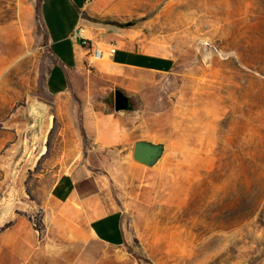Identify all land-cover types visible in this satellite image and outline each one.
Masks as SVG:
<instances>
[{"label":"rangeland","instance_id":"374dc122","mask_svg":"<svg viewBox=\"0 0 264 264\" xmlns=\"http://www.w3.org/2000/svg\"><path fill=\"white\" fill-rule=\"evenodd\" d=\"M150 2L140 19H92L162 39L175 62L143 101L120 89L133 126L142 123L137 135L165 153L151 174L118 185L143 194L130 202L125 243L109 247L108 264H264V0ZM21 8L0 0V225L26 214L36 226L46 193L74 167L61 131L79 109L74 90L49 94L55 59L38 20L23 22L25 46L16 40ZM98 62L87 58V69ZM53 112L56 129L45 136Z\"/></svg>","mask_w":264,"mask_h":264},{"label":"crops","instance_id":"0c3cea01","mask_svg":"<svg viewBox=\"0 0 264 264\" xmlns=\"http://www.w3.org/2000/svg\"><path fill=\"white\" fill-rule=\"evenodd\" d=\"M149 3L22 0L19 19L13 26L16 40L25 46L32 34L23 22L38 20V39L46 43L44 48L55 59L48 78L49 94L56 98L75 91L71 94L78 114L71 116L67 136L65 128L61 131L64 146L74 150L75 164L58 177L39 205L45 228L42 234L26 214L11 215L0 225V264H108L109 247L125 243V213L130 202L135 203L143 193L118 185L124 187L121 182L126 179L134 184L153 169L134 159L136 143L148 140L135 132L142 123L134 127L132 116L116 109V92L123 89L129 97L136 95L143 101L155 76L170 73L175 62L162 39L141 36L133 27L115 28L92 19H140L147 15ZM78 27L86 28L92 41L116 49L93 71L86 67L87 49L73 39ZM58 117L59 113L50 114L43 128L45 136L55 131ZM45 154L46 150L42 156ZM68 156L72 158L73 153ZM24 204L25 211H33L34 206Z\"/></svg>","mask_w":264,"mask_h":264},{"label":"water","instance_id":"95a60500","mask_svg":"<svg viewBox=\"0 0 264 264\" xmlns=\"http://www.w3.org/2000/svg\"><path fill=\"white\" fill-rule=\"evenodd\" d=\"M116 109L129 111L131 109L129 98L118 90L116 92ZM165 153V145L151 141H138L135 145L134 159L148 167H155L162 160Z\"/></svg>","mask_w":264,"mask_h":264},{"label":"built area","instance_id":"2783aa9c","mask_svg":"<svg viewBox=\"0 0 264 264\" xmlns=\"http://www.w3.org/2000/svg\"><path fill=\"white\" fill-rule=\"evenodd\" d=\"M87 32L86 28L78 27L73 33V39L87 49L90 64H95L106 57V51L97 47L96 43L88 37ZM113 50L116 51L115 48H112L110 54L114 53Z\"/></svg>","mask_w":264,"mask_h":264},{"label":"trees","instance_id":"16d2710c","mask_svg":"<svg viewBox=\"0 0 264 264\" xmlns=\"http://www.w3.org/2000/svg\"><path fill=\"white\" fill-rule=\"evenodd\" d=\"M117 25H121V24H117ZM35 227H36V230L38 232H40V234H42L43 231L45 230L43 221H40V222L36 223V226Z\"/></svg>","mask_w":264,"mask_h":264},{"label":"bare ground","instance_id":"6f19581e","mask_svg":"<svg viewBox=\"0 0 264 264\" xmlns=\"http://www.w3.org/2000/svg\"><path fill=\"white\" fill-rule=\"evenodd\" d=\"M113 52H114V50H113ZM103 60V59H102Z\"/></svg>","mask_w":264,"mask_h":264}]
</instances>
